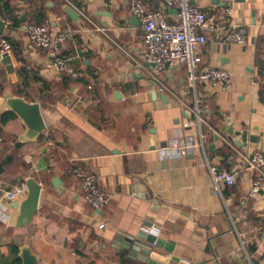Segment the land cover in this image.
Wrapping results in <instances>:
<instances>
[{"label":"crops","instance_id":"crops-1","mask_svg":"<svg viewBox=\"0 0 264 264\" xmlns=\"http://www.w3.org/2000/svg\"><path fill=\"white\" fill-rule=\"evenodd\" d=\"M71 1L106 33L81 16L73 20L66 0H9L20 24L5 23L3 33L18 49L0 55V97L11 89L40 102L47 139L22 142L26 126L18 116L1 127L2 189L21 187L33 175L43 190L24 226L16 225L14 203L27 194L0 199V264H18L12 246L25 244L40 264H149L123 249L125 238L141 230L174 243L172 253L158 249L177 258L168 264H264L257 233L264 185L252 196L256 172L246 168L247 157L264 153V0H194L225 26L208 35L202 56L203 65L232 73L229 90L206 81L189 86L178 62L155 72L143 58L142 29L131 20L129 0ZM143 1L174 21L175 9L163 0ZM44 22L72 31L62 55L77 75L57 71L54 52L30 45L29 26ZM230 25L248 26L244 43L223 41ZM196 98L207 108L201 121L190 109ZM230 125L235 138L247 132L245 145L226 141ZM209 165L239 170L236 184L216 189ZM76 168L96 173L111 196L106 207L84 200Z\"/></svg>","mask_w":264,"mask_h":264},{"label":"built area","instance_id":"built-area-1","mask_svg":"<svg viewBox=\"0 0 264 264\" xmlns=\"http://www.w3.org/2000/svg\"><path fill=\"white\" fill-rule=\"evenodd\" d=\"M67 4L75 9L85 22L92 23V19L86 12L71 0ZM164 8L175 9L174 21L169 22L165 16L164 9L149 10L143 0H129V10L135 15L143 34V58L149 64H154L153 70L160 72L171 63L178 62L184 65L187 73L189 86L196 88L199 82L206 81L210 84H221L224 90H229L232 85V73L219 66L203 65L202 47L207 43L208 35L225 26L211 21L192 0H163ZM230 11V8L227 9ZM7 25L11 20L5 21ZM97 31L106 33L105 28L94 24ZM70 30H53L49 22L32 24L28 28L30 45L35 48H44L54 52L53 66L59 72H68L77 75L71 66L69 59L62 55V46L71 36ZM248 34L247 25H230L223 35L225 43H244ZM12 52V43L4 33H0V55L8 56ZM154 71L151 73L156 78ZM157 79V78H156ZM197 114L199 120L207 108L202 106L201 100L196 98V106L190 108ZM204 136L201 134V145ZM180 149V148H179ZM246 168L254 170L256 176L253 178L250 194L257 195L264 185V153L256 151L246 159ZM212 180L216 189L222 185H234L238 178L239 170H226L209 165ZM75 176L79 181L80 192L84 200L94 209L101 210L106 207L111 196L105 192L95 172L84 168H76ZM0 190V199L16 201L28 192L27 185L12 189ZM103 226V225H101ZM258 240L264 245V222L257 230ZM264 262V251L261 254Z\"/></svg>","mask_w":264,"mask_h":264},{"label":"water","instance_id":"water-1","mask_svg":"<svg viewBox=\"0 0 264 264\" xmlns=\"http://www.w3.org/2000/svg\"><path fill=\"white\" fill-rule=\"evenodd\" d=\"M214 3H219V0H213ZM194 4L195 1L192 0ZM223 5V2L220 3ZM65 12L73 20L79 18V13L73 9L69 4L65 5ZM131 20H138L134 15ZM5 20L0 16V33L4 32ZM154 66V64H149ZM0 108L5 111L14 112L19 118L22 119L26 126V132L21 136L22 142H31L37 140L42 133L45 132L47 125L43 116L42 107L38 101H29L26 97L16 95L11 89H6L3 96L0 97ZM235 131L233 126L230 125L225 136L226 141H229L236 146H243L247 142V132H241L236 138L234 137ZM216 138H218L216 136ZM253 139V138H252ZM59 181L58 177H54V182ZM28 193L26 197L14 203V206L19 208V213L16 218L17 226H24L32 222L34 215L37 213L40 205L42 194V184L33 176L26 179ZM123 249L128 252L132 257L139 258L147 261L149 264H168L169 261L177 260L175 256L163 255L158 249H164L166 252L172 253L174 250L173 242H165L158 238L155 234L141 230L133 236L125 238ZM20 264H40L39 255L36 254L29 244L22 245L19 248Z\"/></svg>","mask_w":264,"mask_h":264},{"label":"trees","instance_id":"trees-1","mask_svg":"<svg viewBox=\"0 0 264 264\" xmlns=\"http://www.w3.org/2000/svg\"><path fill=\"white\" fill-rule=\"evenodd\" d=\"M0 14L5 17L6 19H10L11 20V24H9V27H16V26H19L20 24V18L14 13V9L10 6V2L9 0H0ZM43 20V17L41 18V21ZM11 43H12V50H15V54H16V50L18 49V47L16 48V43L8 38ZM21 74L24 76L25 80L23 82L24 86H27L28 82H27V73L26 71L24 70H21ZM28 99V98H27ZM17 115L14 113V112H10V111H4L0 114V130H1V127L2 125L6 124L8 121H10L11 119H14L16 118ZM47 136V135H46ZM47 139L45 137V134H41L39 139L42 140V139ZM17 146H20L21 143H18L16 144ZM26 163V161H24ZM3 171V167H2V164L0 163V174L2 173ZM236 184V183H235ZM234 184V185H235ZM230 186H233V185H230ZM12 251L13 253L16 254L17 256V261H18V264L21 263V259L19 257V246L17 245H13L12 246Z\"/></svg>","mask_w":264,"mask_h":264}]
</instances>
